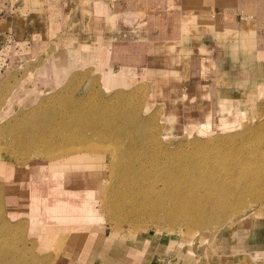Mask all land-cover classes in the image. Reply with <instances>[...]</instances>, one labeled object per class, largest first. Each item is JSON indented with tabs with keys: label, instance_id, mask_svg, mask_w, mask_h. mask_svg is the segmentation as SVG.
<instances>
[{
	"label": "rangeland",
	"instance_id": "obj_1",
	"mask_svg": "<svg viewBox=\"0 0 264 264\" xmlns=\"http://www.w3.org/2000/svg\"><path fill=\"white\" fill-rule=\"evenodd\" d=\"M166 2L172 8L182 2L183 9L191 0H120L113 10L139 11L135 18L147 19ZM117 17V28L134 20ZM105 28L112 33L110 23ZM43 29L20 40L0 29V264H53L51 255L60 250L52 247L60 244L48 247L30 219L28 165L50 164L78 151L103 153L97 202L108 228L168 233L201 258L206 248L214 252L216 239L250 230L251 215L264 207V114L252 120L239 116L232 126L164 128L159 113L149 114L144 106L147 81L128 78L113 87L116 76L108 69L104 73L94 60H76L78 31L68 38ZM63 59L69 66L53 67ZM122 64L113 61L112 69L119 71Z\"/></svg>",
	"mask_w": 264,
	"mask_h": 264
},
{
	"label": "crops",
	"instance_id": "obj_2",
	"mask_svg": "<svg viewBox=\"0 0 264 264\" xmlns=\"http://www.w3.org/2000/svg\"><path fill=\"white\" fill-rule=\"evenodd\" d=\"M119 2L0 0L4 11L0 29L19 40L26 34H41L45 27L50 35L78 31L80 47L73 50L76 60L81 64L94 60L104 73L108 69L116 76L113 87L124 86L128 78L147 81L144 106L149 114L158 112L167 129L193 123L202 128L264 114V0H191L183 9L182 2L177 8L166 2L147 19L135 18L134 13H139L135 10L114 11ZM74 10L80 12L79 18L74 17L78 15ZM118 13L133 17L132 24L141 19V26L115 27ZM106 23L112 26L111 34ZM116 60L123 61L119 71L112 69ZM61 65L69 66L63 59L53 67ZM103 166V153L98 151H78L50 161V169L76 178L69 185L79 196L75 204L70 201L64 206V226L90 220L101 211L94 199L99 201L102 195L103 187L96 182L104 178ZM77 177L88 179L89 184ZM32 196L30 183L31 221ZM249 223L248 231L216 239L214 252L206 248L201 258L168 233L114 229L105 222L89 221L70 232L62 246L52 247L60 250L57 255H49L53 264H264V207L251 215Z\"/></svg>",
	"mask_w": 264,
	"mask_h": 264
},
{
	"label": "bare ground",
	"instance_id": "obj_3",
	"mask_svg": "<svg viewBox=\"0 0 264 264\" xmlns=\"http://www.w3.org/2000/svg\"><path fill=\"white\" fill-rule=\"evenodd\" d=\"M229 125L232 126V122ZM107 126L111 127L110 125H107ZM224 126H226V125H224ZM75 127H77V126H75ZM109 127H107V128H109ZM104 128H105V126H104ZM102 129H103V127H102ZM99 130H101V129H99ZM98 132H96V133L98 134ZM99 135H100V132H99ZM85 137H83V138H85ZM94 137H95V135H94ZM100 137H101V135H100ZM86 141H89V140L86 139ZM90 144H91V142H90ZM80 145H81V143H80ZM114 153H115V151H114ZM44 156H46V154ZM112 156H113V159L116 160L118 154L116 153V157H114V154ZM178 162H180V161H178ZM170 165H172V164H170ZM28 166L30 167V170H31V181H30V183H31L32 190H33L32 206H33L34 210H33V217H32L33 220H32V222L35 225L36 229H39L41 231L40 233L43 236V239L45 241L44 243L46 245H48V247L49 246L52 247L53 245H57V244H60V246H62L64 244L66 238L68 237L69 233L72 232V231H75L77 229H82L84 227V223H86V222H89V221L90 222L91 221L101 222L100 221L101 220V216H100V211H99L95 216H92L90 218V220L89 219H83L81 221H74V223L72 222L71 227L64 226L62 224V221H63L62 220V214H63L64 206L69 204L70 201H71V204H75L76 203L75 200L79 196V194L74 191V188H71V186L69 185L70 182H72V180H75L76 178L65 176V173L64 172H60L59 170L50 169V164H47V163L45 164V163H40L39 161H35L33 163H30ZM77 178H80V177H77ZM80 179H81L82 182L85 183V185L89 184L88 179H85V178H80ZM174 179H175V177H174ZM191 182H187V183L189 184ZM192 183H194V182H192ZM204 183H205V181L203 180V181H199L198 183H196V184L194 183V184L196 185L197 188H201V186H203ZM176 184L177 183H175V185ZM170 185H172V184H170ZM69 186H70V188H69ZM181 189H182V187H181ZM191 189H192V187H191ZM197 190L198 189H196V191ZM179 191L180 190L177 189L176 190L177 193H175V194H178ZM181 192H183V191L181 190ZM184 196H186L185 195V191H184ZM181 197L182 196H179L180 199H182ZM94 200H95V202H97L98 201L97 197ZM77 202H79V201H77ZM187 204H188V202H187ZM183 205H184V203L182 204V206ZM192 206H195V207H192ZM189 207H188V209H189ZM191 207H192L191 210L194 211L193 208H196V205L192 204ZM44 208H45L46 211L44 210ZM183 208L184 207H182V209ZM185 209H187V208H185ZM184 212H185V210H184ZM186 212H187V210H186ZM35 222H37V223L39 222V224H35ZM45 225H47V226H45ZM48 225H50V226L52 225V226L50 227Z\"/></svg>",
	"mask_w": 264,
	"mask_h": 264
}]
</instances>
